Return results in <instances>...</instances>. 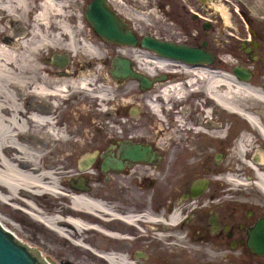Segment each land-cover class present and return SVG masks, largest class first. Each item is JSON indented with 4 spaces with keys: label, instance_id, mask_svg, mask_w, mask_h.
<instances>
[{
    "label": "bare ground",
    "instance_id": "1",
    "mask_svg": "<svg viewBox=\"0 0 264 264\" xmlns=\"http://www.w3.org/2000/svg\"><path fill=\"white\" fill-rule=\"evenodd\" d=\"M82 1L0 0V205L22 210L57 238L82 247L107 264H146L133 255L103 244V239H131L111 225L118 219L136 225V217L142 215L136 214L133 209L119 215L109 201L111 198L97 190L95 166L92 164L80 171L73 163L79 153L91 151L90 132L95 127H108L106 131L112 130L113 136L114 131L121 128L116 117L112 124L108 120L112 104L115 100L118 103L114 98L116 90L109 87L112 82H117L102 71L103 67L85 74L70 66L65 69L54 66L48 61L49 55L54 53L64 52L68 57H77L86 52L100 63L102 44L84 24L79 13L81 10L75 9L80 8ZM113 1L118 4L121 0ZM215 8L228 24V8L223 4H217ZM137 14L146 19L143 13ZM117 53L132 58L137 68L149 75L168 68L170 63L138 47H118ZM187 71L194 77L201 75L209 98L228 114L247 120L251 130L242 133L235 143L233 152L236 162L228 165V171L219 177L228 185H239L240 194L245 199L264 206V165L249 158L253 149L264 148V91L239 83L229 73L214 72L208 68ZM191 79L188 82L191 83ZM132 83L122 85L120 92L131 88ZM177 87L173 82L157 85V94L144 98L148 110L162 118L159 98L179 94L181 90ZM245 98L253 100L254 104L247 106L246 102L242 103ZM167 111L171 110L168 108ZM208 111L206 109V113ZM176 121L180 123L181 117L176 116L173 122L176 124ZM162 126L161 121L159 128ZM119 141L114 138L109 140L114 146ZM102 173L107 174L108 171ZM77 175L92 181L90 184L87 182L88 190L70 184V180ZM117 178L121 183L122 176ZM42 199H46L47 204ZM61 200H69L70 205L62 204ZM177 216L173 212L166 221L173 223ZM4 221L13 224L0 213V224L19 239ZM87 231L100 235L101 241L96 246L87 241L84 236ZM156 236L163 237L165 234L156 233Z\"/></svg>",
    "mask_w": 264,
    "mask_h": 264
},
{
    "label": "flooded vegetation",
    "instance_id": "2",
    "mask_svg": "<svg viewBox=\"0 0 264 264\" xmlns=\"http://www.w3.org/2000/svg\"><path fill=\"white\" fill-rule=\"evenodd\" d=\"M112 2L107 1L109 7L125 19L139 40L152 37L178 47L199 50L204 55L192 61L184 56H159L148 50L156 58L170 61L166 68L168 71L156 70L149 75L142 73L132 58L119 54L131 62L137 73L151 80L150 87L144 90L140 89L136 79L117 81L110 75L117 53L103 62L108 64L105 73L109 77L118 84L132 81L135 89L127 88L123 94H118V103L112 104L110 119L116 116L121 121L118 123H126L118 129L121 132L118 144L114 146L109 142L105 148L92 151L96 152L93 165L102 174V153L109 152L113 158H117L123 142L147 145L154 152L150 162L126 161L120 170L108 171V179L103 175V181L110 184L109 201L113 209L119 215H125L128 209L142 215L136 217V225L119 219L111 225L131 239H103V244L133 255L146 264H264V254L252 252L247 245L249 231L259 219L264 218V206L248 202L240 194L239 185L233 187L219 177L227 170L225 162L233 152L235 141L239 135L251 129L245 119L232 115L234 119L228 120L227 111L207 95L201 75L194 77L188 75L187 71L208 68L214 72L229 73L239 83L264 91V25L249 19L247 10L243 8H239V26L223 23L221 14L222 23H217L209 0L132 2V5L143 8L144 12L154 10L161 21L155 24L146 17V23L133 25L127 22L128 18L116 6L117 3ZM88 65L95 67L99 64L91 61ZM235 67L239 68V75L233 72ZM189 79L193 81L190 83ZM168 82H173L181 91L179 94H169L167 98L159 96L158 102L164 111L159 108L162 118L155 117L157 123L160 119L163 122V130L158 129L157 125L156 128L151 126L152 131H149L150 112L144 98L157 94V85ZM241 102H246L247 106L254 104L253 100L246 98ZM164 103L166 107H162ZM255 105L258 106L257 103ZM168 108L171 111H167ZM206 109L209 110L208 114ZM176 116L181 117L180 123L173 122ZM167 122L171 124L168 130L165 129ZM260 151L264 153V148L253 149L249 158L254 161V155ZM119 176L123 178L121 184L116 182ZM173 212L180 220L169 223L166 220ZM156 233H164L165 236L159 237ZM153 254L157 258L150 263Z\"/></svg>",
    "mask_w": 264,
    "mask_h": 264
},
{
    "label": "rangeland",
    "instance_id": "3",
    "mask_svg": "<svg viewBox=\"0 0 264 264\" xmlns=\"http://www.w3.org/2000/svg\"><path fill=\"white\" fill-rule=\"evenodd\" d=\"M91 1L92 0H83L82 5L80 6L81 9L78 7H75V9L78 11L81 10V12H79V13H81V15H82L84 24L87 25L93 31L92 27L90 26V24L86 21V19L84 17V11H85L87 5ZM119 2L120 3L117 4L118 8L121 11H123L124 15L128 18L127 22L130 24L137 25L139 23H146L147 18L145 19L143 17H140V16H138L137 13H143L146 17L149 18L148 19L149 21H152V23L157 24L156 22H161V21H159L160 16H157L156 15L157 13L154 10L148 9L149 11L144 12L143 8L136 7V6L131 4L132 2L138 3L139 0H121ZM113 3H116V2H113ZM217 4H223L228 8V10L230 12L228 24L230 23L233 26H239V14H238L239 8H243L245 11L247 10V17L249 19L253 20L255 23H259V24L264 25V0H209V5L211 6V9L213 12V18L214 19L216 18V20H218L217 23H222L223 17L220 21V17H221L219 15L220 13L215 8V6ZM76 6H78V5H76ZM223 23L227 24L226 22H224V19H223ZM94 35H96V34L94 33ZM98 38L100 40V43L102 44V51H103V56L100 60V63H98L94 59L93 56H90L86 52H82L77 57L69 56L70 62H69L68 66H70V68L72 67L74 69H77L80 72L83 71V73H85V74H88L89 72L93 71L94 69H98L100 67H103L102 71L105 73V67H106V65L108 67V64L103 63V62L107 61L111 56L115 55L117 53L118 48L115 47L113 44L104 41L99 36H98ZM138 49L142 50L140 47H138ZM59 53H61V52H59ZM51 57H52V55H49V58H51ZM91 61H96L97 64H99V65H96L95 67H91L90 65L87 66V63L91 62ZM127 83L128 82L122 83V84H118V83L115 84L112 82L113 85H110L109 89L116 90L115 91L116 93H114V98H116L118 100V98H117L118 94L122 93V92H120V90L122 88L121 86L126 85ZM131 89L132 90L135 89L134 83H132ZM135 94L138 95V93H136V92H135ZM133 96H135V95H133ZM115 101H114V103H115ZM147 109H148V105H147ZM149 114H150V119H151L148 122L149 131H152L151 126L153 128H156V126L158 125V129H160L159 123L161 121L159 120V123H157L155 115L152 114L151 112ZM114 117H116V116H114ZM114 117L111 119H110V117H108V120L111 121V124L114 120ZM230 119H234V116L229 114L228 120H230ZM144 121L145 120H142V122H144ZM122 126H123V124H121V127ZM165 127H166L165 129L168 130L169 127L171 128V124L169 122H167ZM103 128H102V126H99V127L97 126L93 130H91L90 140H89V141H91L90 142L91 151H89L87 153H92L93 150H96L99 148L103 149L108 145L109 140H111V138H114V140L117 141L118 137L121 136V132L118 129H116L114 131V136H113L112 130L106 131V128L108 129V127H103ZM115 133L117 135H115ZM236 141H235V143H236ZM233 150H234V148H233ZM83 154H84V152L83 153L81 152L77 155L76 158H74L73 163L75 166L77 165L79 157ZM235 162H236V157L234 156V152H232V154L226 160L225 166H227V167H228V165L232 166V164ZM226 171H228V170H226ZM96 174H97V176L95 178V183L99 185V186L97 185L98 186L97 190L99 192H102L105 195H108V197H109V194H110L109 192L111 190L110 184L105 183L103 181V178H104L103 175H105L106 178L108 179V177H109L108 173L107 174H103V173L99 174L97 169H96ZM120 180L122 182L121 178H120ZM88 183L90 184V183H92V181L90 180V181H88ZM119 183H120V181H119ZM239 192H240V189H239ZM120 193L121 192L119 190V194ZM42 200H43V202H45L47 204L46 199H42ZM246 200L249 201V199H246ZM63 203L70 205L69 200L62 201V204ZM49 208H50V206L47 207V209H49ZM0 213L3 216L10 219L11 222H13V224H11L9 222L4 221V224L9 229H12V231H14L18 235L17 237L19 239H17V240L19 242L21 241L20 243L27 246L28 248H37L38 256L41 255L40 257L43 258V260L46 261L47 263L50 262L51 264H107L106 262L99 260L96 257H94L93 255H91L90 253H88L87 250H84L82 247L72 246V245H70V243L68 241L61 240V239L57 238L51 232L47 231L42 226V224L40 225V223L33 220L28 214H26L25 212H23L20 209H17L15 207L10 206V205H6V206L0 205ZM84 236L86 237L89 244H91L93 246H96L97 245L96 243L101 241V240H99V238H101V237H99L98 234L93 233L91 231L85 232ZM156 258H157L156 255H154V254L151 255L149 262L150 263L155 262Z\"/></svg>",
    "mask_w": 264,
    "mask_h": 264
},
{
    "label": "water",
    "instance_id": "4",
    "mask_svg": "<svg viewBox=\"0 0 264 264\" xmlns=\"http://www.w3.org/2000/svg\"><path fill=\"white\" fill-rule=\"evenodd\" d=\"M86 21L90 24L93 31L101 39L114 44L131 47H141L152 51L156 55L165 57L184 56L195 61L199 56H203L199 50H192L178 47L173 43L159 41L152 37L137 38L125 21L109 7L107 0H92L84 12ZM209 55V54H208ZM195 58V60H193ZM209 60L208 62H210ZM69 62L68 54L61 52L52 54L51 63L54 66L64 68ZM233 72L239 75V68L235 67ZM110 75L117 81L132 78L139 81L140 89L150 87L151 80L146 76L137 73L131 66V62L116 54ZM257 152L254 161L264 164V155ZM96 152L84 153L77 162L78 170L82 171L89 168L95 159ZM101 171L120 170L126 161L150 162L154 158V152L147 145L121 143L117 153V158H113L111 153L104 152L101 155ZM87 178L78 175L70 180V184L76 188L88 190ZM247 245L252 252L264 254V218L259 219L249 231ZM0 264H49L38 257L37 248H28L20 243L15 236L0 224Z\"/></svg>",
    "mask_w": 264,
    "mask_h": 264
}]
</instances>
